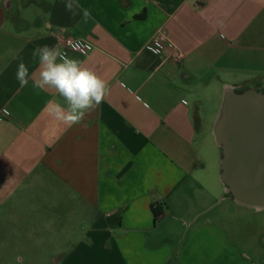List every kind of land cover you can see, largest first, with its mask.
Instances as JSON below:
<instances>
[{
  "label": "crops",
  "instance_id": "1",
  "mask_svg": "<svg viewBox=\"0 0 264 264\" xmlns=\"http://www.w3.org/2000/svg\"><path fill=\"white\" fill-rule=\"evenodd\" d=\"M66 2L0 0V264H264V223L232 218L209 139L226 86L264 87V0ZM43 45L109 84L81 124L16 78Z\"/></svg>",
  "mask_w": 264,
  "mask_h": 264
},
{
  "label": "water",
  "instance_id": "2",
  "mask_svg": "<svg viewBox=\"0 0 264 264\" xmlns=\"http://www.w3.org/2000/svg\"><path fill=\"white\" fill-rule=\"evenodd\" d=\"M212 131L226 196L264 211V91L255 84L226 86Z\"/></svg>",
  "mask_w": 264,
  "mask_h": 264
},
{
  "label": "clouds",
  "instance_id": "3",
  "mask_svg": "<svg viewBox=\"0 0 264 264\" xmlns=\"http://www.w3.org/2000/svg\"><path fill=\"white\" fill-rule=\"evenodd\" d=\"M67 11L77 14L80 5L75 0H67ZM82 18L87 22L91 18L88 9H81ZM38 67L31 74L22 60L17 66L16 78L21 87H26L32 79L34 89L53 90L63 101L50 99L45 110L49 116L64 125L81 124L90 112L94 111L110 94V87L93 69L78 59L68 56L58 45L38 46L32 52Z\"/></svg>",
  "mask_w": 264,
  "mask_h": 264
},
{
  "label": "built area",
  "instance_id": "4",
  "mask_svg": "<svg viewBox=\"0 0 264 264\" xmlns=\"http://www.w3.org/2000/svg\"><path fill=\"white\" fill-rule=\"evenodd\" d=\"M60 41L63 43L66 50L74 49L77 50L81 55L88 56L94 49V46L82 39L73 38L70 36L60 35ZM170 44L166 35L163 32H159L154 38L153 42L147 46V49L156 54H160L165 45Z\"/></svg>",
  "mask_w": 264,
  "mask_h": 264
},
{
  "label": "rangeland",
  "instance_id": "5",
  "mask_svg": "<svg viewBox=\"0 0 264 264\" xmlns=\"http://www.w3.org/2000/svg\"><path fill=\"white\" fill-rule=\"evenodd\" d=\"M209 139L211 140V142L215 141L213 136H210ZM212 143H215V142H212ZM225 203H230V202H225ZM225 205H228V204H225ZM229 205L231 209V211L229 212H232L234 210L236 212V213L235 212L231 213V215L235 214L234 216H232V218H235L236 220L240 217V219H238L237 221L238 225H242L244 228L245 226H248L247 228L252 230L255 227L253 223H256L257 220H261L264 223V212H257V214H254L255 213L254 210H250V208H242V207L236 206V204H234L233 202H231Z\"/></svg>",
  "mask_w": 264,
  "mask_h": 264
},
{
  "label": "flooded vegetation",
  "instance_id": "6",
  "mask_svg": "<svg viewBox=\"0 0 264 264\" xmlns=\"http://www.w3.org/2000/svg\"><path fill=\"white\" fill-rule=\"evenodd\" d=\"M260 90H262V91H264V87H261V86H259V85H257V84H255Z\"/></svg>",
  "mask_w": 264,
  "mask_h": 264
}]
</instances>
